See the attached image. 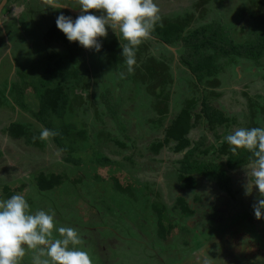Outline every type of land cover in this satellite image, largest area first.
Here are the masks:
<instances>
[{
	"label": "rangeland",
	"instance_id": "rangeland-1",
	"mask_svg": "<svg viewBox=\"0 0 264 264\" xmlns=\"http://www.w3.org/2000/svg\"><path fill=\"white\" fill-rule=\"evenodd\" d=\"M231 1L211 0L208 6L214 9L212 17L221 20L229 34L238 39L246 36L249 30H254L257 21L247 18L246 12L251 7V1L236 0L228 5ZM154 2L160 9V20L169 15L174 16L183 9L193 11L192 19H201L197 22L208 19L198 16L204 10L201 0ZM58 3L67 6L53 9L48 7L45 0H12L6 7L18 13L7 14L3 11L0 15V38L4 41L0 49V90L6 87L1 88L5 84L2 79H7V74L11 75L8 88L10 83L17 88L24 81L28 83L22 99L27 107L22 103H14V94L10 90L8 96L4 94L5 97L0 93V200L20 194L29 204L30 213L44 210L54 214L56 228L53 234L56 238H59L56 231L59 227L78 230L82 243L77 247L90 254L93 264H264L259 220L252 207L264 197L255 186L251 194L245 195L247 165L228 172L233 196L226 195L212 183L199 178L196 193L200 201L195 205L194 215L191 220L178 221L182 222L181 226L188 228L189 234L183 233V230H173L165 240L156 237L154 214L150 212L149 205L159 200L167 206L171 203L170 191L175 184L173 175L177 168L175 160L179 155L166 152L147 154L142 150L146 139L141 137L142 128L148 122L153 123L157 117L152 109L154 99L149 89L155 85V79L147 84L149 76L145 70V65L157 64L151 57L162 60L159 54L161 56L163 53L169 62V67L165 69L172 78L169 85V111L177 110L185 96L197 98L199 90L203 89L215 107L219 105L230 114H241L238 117L240 125L233 126L232 133L237 128H264V115L262 123L257 126L252 120V105L256 101L264 105V83L260 75L253 72L239 76L236 66L233 76L225 66L218 78L213 77L208 81L206 88L193 90L188 72L177 64V47L159 48L148 40L138 49L134 71H128L124 60L122 64L126 72H112L105 63L106 52L114 45L121 48L127 41L118 28L112 29L106 25L107 36L103 37L105 41L99 51L86 49L79 44L84 58L76 59L74 66L79 68L82 79L79 87L72 90V101L62 121L73 122L75 129L84 128L86 134L82 137L70 135L66 142L77 147L70 153L77 161H65V152L51 138L42 141L33 132L40 135L43 127L33 119L32 111L36 110L37 101L30 86V82L46 78L42 68L49 66L48 54H55L68 64L64 56L65 47L70 41L53 37L54 33L60 31L56 26V18L63 13L74 21L81 14V9L78 0H58ZM254 10L256 18L264 19V0H256ZM89 11L101 14L99 11ZM7 15L12 16L5 22L7 18L4 17ZM192 24L194 22L190 26ZM238 26H243L244 30L238 31ZM112 35L115 36L114 41ZM111 43L112 47L109 46ZM82 53L79 52L78 56ZM242 61L251 63L245 59ZM260 62L264 64V56ZM153 89L156 91V86ZM105 90L111 93L114 102L120 103L119 118L123 119L125 128L135 139L134 146L125 153L112 151L107 140L122 132L112 119V122L107 123L106 112L98 97ZM259 110H264V107H259ZM11 121L23 123L29 129V136L37 141L25 143L22 138L8 136L3 128ZM58 122L57 118L53 119V124ZM109 130L114 133L111 135ZM207 134L210 138L211 134ZM189 136L197 138L195 129L191 130ZM95 155H104L124 165L96 164ZM153 158L155 161H151ZM36 170L59 174L60 182L51 189L39 190L34 181ZM113 177L122 185L130 183L134 198L114 191ZM5 185L11 191V196H6L3 189ZM168 211H165V219L174 217L177 221L178 217L168 215ZM34 254L32 250H27L20 264H33Z\"/></svg>",
	"mask_w": 264,
	"mask_h": 264
},
{
	"label": "trees",
	"instance_id": "trees-1",
	"mask_svg": "<svg viewBox=\"0 0 264 264\" xmlns=\"http://www.w3.org/2000/svg\"><path fill=\"white\" fill-rule=\"evenodd\" d=\"M201 1L204 10L198 16H205L208 19L204 20V18L202 22H197L201 19L197 17L192 19L193 11L183 9L182 12L174 16L169 15L163 20H159L151 33V37L147 40L157 44L159 48H162V46L163 48L177 47V64L188 72L193 90H198L200 87L206 88L208 81L213 77L218 78L225 66L233 76L236 66L239 76L250 75L253 72L258 73L264 83V64L260 62V59L264 56V19L256 18L254 10L256 0H249L251 1L249 2L251 9L245 10H247V18L255 19L257 25L254 30H249L246 36L238 39H234L229 34L221 20L212 17L215 13L214 9L208 6L211 0ZM234 1L236 0H232L228 5ZM192 22L194 24L190 26ZM241 30H244V27L238 26V31ZM53 37L56 40L67 39L62 31L54 33ZM111 38L113 41L115 40L114 35ZM97 39L103 45L105 38L98 37ZM111 45L112 43L109 44V46ZM142 46L143 44L137 47L136 54ZM65 48L66 54L64 57L67 59L68 64L61 57H56L52 53L48 54L49 66H46L45 69L42 68L46 78L41 81L30 82L31 90L37 101L36 110L32 111V115L34 116L33 119L43 129L47 128L57 132V135L52 137L51 140L65 152L63 160L75 163L77 159L71 157L70 153L77 147L72 146L70 143L67 144L66 141L69 140L71 134L75 137H82L86 134V131L84 128L75 129L73 122H63L62 120L70 101H72V90L79 87L82 79L80 70L74 66V63L76 59H83L84 54L79 48V42L76 41L68 42ZM79 52L82 53L81 56H78ZM167 52L173 58L169 51ZM121 53L122 48L118 45H114L108 53L106 52L105 63L112 72H126L124 70L125 66L122 64L125 57ZM159 57L163 59L151 57V60H155L157 64L145 65L149 80L147 77L143 80L147 79L148 84V82L155 79L156 91H154L153 85L149 89L154 99L152 109L157 113V117L153 123L148 122L142 128L143 135L141 137L146 139L142 150L147 154L158 155L161 152H166L170 155H179V158L175 160L177 168L173 175L175 184L170 191L171 203L167 206L165 202L159 200L149 205L150 212L154 214L155 235L157 238L165 240L173 230H183V233L189 234L188 228L181 226L180 223L182 222L179 223L178 221L182 219L191 220L194 215L195 205L200 201L196 193L199 178H204L212 183L226 195L233 196L234 192L231 188L228 172L248 165L252 154L243 149L233 153L230 151L231 146L226 141L221 143L224 137L232 133L233 126L240 125L238 117L241 114H230L219 105L215 107L203 89L199 90L197 98L185 96L184 101L180 103L177 110H168V100L171 92L169 85L172 78L169 71L166 70L165 72L166 67H169L168 59L164 58L163 53L161 56L159 54ZM243 59L249 60L251 63H244ZM3 83L6 84V82ZM210 86L212 85L210 84ZM27 87L28 83L26 81L19 88L10 83L6 94L8 96L10 90L14 94V103L24 104L22 99L26 94L24 90ZM5 91L6 89L0 90L2 96H4ZM98 97L104 107L103 110L106 112L107 123L112 122V119L119 125L122 132L107 139L110 148L116 153H125L134 146L133 140L135 139L125 128L123 119L119 118L120 103L114 102L111 93L107 90L100 93ZM255 103L252 105L253 107L251 106L253 109L252 120L254 125L257 126L262 123V116L264 115V110H259V107L261 109V106L264 107V105H261V101ZM56 118L59 122L55 125L53 119ZM3 129L11 138H22L25 143H33V141L35 143L37 141L29 136V129L21 122L11 121ZM194 129L197 134L196 139L189 136L191 130ZM33 132L39 137L38 132ZM109 132L111 135L114 133L113 130H109ZM207 133L211 134L210 138ZM152 134L153 136H151ZM124 159L130 162L128 157ZM151 161H155L154 158ZM94 162L100 165H124L123 162L110 159L104 155H95ZM34 181L37 189L48 190L60 182V175L46 174L43 170H36ZM3 189L6 196H11V191L6 185L3 186ZM112 189L134 198L130 183L122 185L115 177H113ZM167 209L170 212L168 215L172 214L178 217L177 221L174 220V217H168L169 220L165 219L164 214ZM258 220L261 245L264 250V218Z\"/></svg>",
	"mask_w": 264,
	"mask_h": 264
},
{
	"label": "clouds",
	"instance_id": "clouds-1",
	"mask_svg": "<svg viewBox=\"0 0 264 264\" xmlns=\"http://www.w3.org/2000/svg\"><path fill=\"white\" fill-rule=\"evenodd\" d=\"M45 3L53 9L67 6L58 0H45ZM78 3L81 14L73 21L72 17L61 13L56 18L57 28L70 42H79L84 48L96 51L101 48L97 38L107 36L106 25L118 28L127 41L121 46V55L125 57L128 71H134L137 47L151 37L160 20V9L154 0H78ZM56 135V131L45 128L38 138L48 141ZM225 141L233 153L243 149L252 154L245 168L248 176L245 195L251 194L255 186L264 197V128H237L221 143ZM252 207L257 219L264 218V199H259ZM55 228L54 214L44 210L30 213L23 195L0 200V264H20L27 250L35 253L33 264H93L90 254L77 247L82 243L78 230L59 227L56 229L59 238H56Z\"/></svg>",
	"mask_w": 264,
	"mask_h": 264
},
{
	"label": "crops",
	"instance_id": "crops-1",
	"mask_svg": "<svg viewBox=\"0 0 264 264\" xmlns=\"http://www.w3.org/2000/svg\"><path fill=\"white\" fill-rule=\"evenodd\" d=\"M8 11L9 12H17L18 13V11L17 10H15V9H12V8H10V9H8ZM22 11H23V8H22ZM9 12H7V14L9 13ZM8 17V15L6 16V17H4V18H7ZM2 21L0 20V26H1V23ZM0 49H2V46H0ZM5 49H6V46H5ZM7 76V79H2V81L3 82H6V87L4 88V89H6V91H5V93H7V89H8V84L7 83H9V79L11 78V75L10 74H7L6 75ZM4 86V85H3ZM3 86L1 87L2 89H3ZM10 87V86H9Z\"/></svg>",
	"mask_w": 264,
	"mask_h": 264
},
{
	"label": "flooded vegetation",
	"instance_id": "flooded-vegetation-1",
	"mask_svg": "<svg viewBox=\"0 0 264 264\" xmlns=\"http://www.w3.org/2000/svg\"><path fill=\"white\" fill-rule=\"evenodd\" d=\"M12 0H6L5 3L3 4V6L0 8V15H2L3 11L9 12L8 9H6V5H9L8 3L11 2ZM12 15H8L7 19L5 20V22H7L8 20H10ZM1 20V17H0ZM4 21V20H3ZM0 45L4 46V41L3 39L0 38ZM15 139V138H14Z\"/></svg>",
	"mask_w": 264,
	"mask_h": 264
},
{
	"label": "water",
	"instance_id": "water-1",
	"mask_svg": "<svg viewBox=\"0 0 264 264\" xmlns=\"http://www.w3.org/2000/svg\"><path fill=\"white\" fill-rule=\"evenodd\" d=\"M5 1H6V0H0V8L3 6V4L5 3ZM72 11H73V12H76V11H74V10H71V12H72Z\"/></svg>",
	"mask_w": 264,
	"mask_h": 264
}]
</instances>
